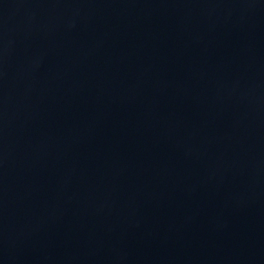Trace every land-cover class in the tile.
Wrapping results in <instances>:
<instances>
[{"label":"water","instance_id":"95a60500","mask_svg":"<svg viewBox=\"0 0 264 264\" xmlns=\"http://www.w3.org/2000/svg\"><path fill=\"white\" fill-rule=\"evenodd\" d=\"M0 264H264V0H0Z\"/></svg>","mask_w":264,"mask_h":264}]
</instances>
